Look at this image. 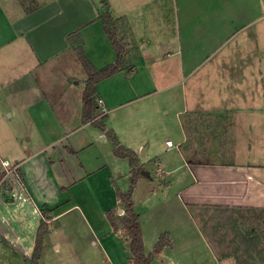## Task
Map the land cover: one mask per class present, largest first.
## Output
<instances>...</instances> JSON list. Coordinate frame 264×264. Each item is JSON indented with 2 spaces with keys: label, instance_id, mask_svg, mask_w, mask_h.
<instances>
[{
  "label": "crops",
  "instance_id": "obj_1",
  "mask_svg": "<svg viewBox=\"0 0 264 264\" xmlns=\"http://www.w3.org/2000/svg\"><path fill=\"white\" fill-rule=\"evenodd\" d=\"M260 2L0 0V178L17 166L0 188V264L30 262L42 221L49 232L40 264H68L59 261L68 252L76 264H89L81 247L105 264H133L127 235L107 216L125 208L117 188H133L153 264H240L215 250L196 210L264 209V154L229 150L244 133L260 145L250 130L264 128V104L253 103L264 95ZM107 12L118 39L125 38L124 61L96 84L97 107L86 121L84 91L78 101L70 85L77 76H87V84L79 48L97 69L116 62ZM208 61L213 66L204 68ZM164 94L176 102L180 140L172 147L161 135ZM203 129L209 132L201 141ZM111 132L136 153V166L116 154ZM218 135L228 142L215 141ZM161 237L166 244L155 251Z\"/></svg>",
  "mask_w": 264,
  "mask_h": 264
},
{
  "label": "rangeland",
  "instance_id": "obj_2",
  "mask_svg": "<svg viewBox=\"0 0 264 264\" xmlns=\"http://www.w3.org/2000/svg\"><path fill=\"white\" fill-rule=\"evenodd\" d=\"M261 3V8L264 10V4ZM264 12V11H263ZM262 14V13H261ZM260 22L262 26H260V37H261V48L264 46V17L261 16ZM110 28L115 32L116 28L112 22L109 24ZM116 33V32H115ZM117 35V34H116ZM118 38V37H117ZM122 41L125 40V38L121 39ZM124 46V45H123ZM247 49V44H245V50ZM261 56H264V51L261 50ZM246 57V56H244ZM244 62V59L242 60ZM213 66V61H208L206 64H204V68H210ZM62 67H59V69ZM264 68V65L263 67ZM260 71L262 74V69L260 65ZM56 68H54V71L49 72L47 75L49 78H52L55 75ZM40 75H38V81L42 82L44 81V76L46 74H42L39 72ZM228 76L231 77V74L233 76L234 73L232 72H226ZM85 78L87 76L79 77L77 76L73 80L74 85H70L72 87V90L74 92V98L76 95V99L79 101L80 95L85 89L86 82ZM223 79H225L223 77ZM79 82V83H77ZM228 83L233 86V81L231 79L228 80ZM246 84V82H243ZM212 87L216 88L215 80L211 81ZM41 87H43V83H41ZM259 89L264 92V78L262 77L260 83L258 84ZM211 87V88H212ZM220 87V85H219ZM226 85L222 82V88H225ZM46 86L44 87V89ZM213 88V89H214ZM220 88V89H222ZM231 88V87H227ZM48 89V88H46ZM61 91V90H59ZM53 90L48 89L47 94L53 96ZM168 94H164L161 96V100L165 101V111H164V118H167V125L166 128L163 129V132H161V135L163 137H169L171 138L173 142L176 143V139H179V134L177 129L179 128L176 123V118H175V112L173 110L174 108V103L171 101L174 100L172 97L166 98ZM73 98V97H72ZM225 98V97H223ZM229 99V103H241V98L235 99L234 102L230 101V97H226ZM243 99V98H242ZM253 103H259V104H264V95H260V97L253 98ZM228 101V100H227ZM257 101V102H256ZM227 103V102H225ZM80 106V105H79ZM79 106H75L76 108H79ZM167 110H170L171 113L167 114ZM6 116L9 115L8 113L5 114ZM205 115H214V114H205ZM211 120V119H207ZM211 121H206L205 123L203 121L200 122L201 125H204L207 128H210L212 125H210ZM10 126V125H9ZM263 127V126H262ZM3 129H9V127L6 125L3 127ZM263 130V132L261 131ZM203 138L201 141L205 140V136L208 134L209 130L203 129L202 130ZM211 134L215 135L217 134L218 130H210ZM235 134V130L231 131ZM250 133L254 135L256 138L257 136L260 137L261 139L258 140L260 145L257 144V141L254 139H249V137L243 134V136H239L238 140L234 137L233 139L235 142L238 141V144L236 145H230L229 150H233L234 152H237V154H243V153H250V154H255L258 152L260 155L264 154V128L258 129L254 127L253 129L250 130ZM235 136V135H234ZM252 137V136H250ZM227 141V137L224 136H216L215 141ZM251 145H248L249 142ZM222 142V143H223ZM226 143H223L222 146L225 147ZM212 147H215L213 145ZM226 148V147H225ZM175 150V148H174ZM227 150V149H226ZM230 152V151H228ZM252 152V153H251ZM244 154V155H246ZM165 156H169L168 154L165 153ZM233 156H230L229 158H232ZM125 160V159H122ZM2 172V170L0 171ZM2 173H5L3 171ZM118 176V173H117ZM7 184L6 180L4 181L3 186ZM121 185L124 184V179L121 178ZM2 188V187H1ZM5 188V187H3ZM121 189V188H120ZM121 199V198H120ZM122 200V199H121ZM125 206V205H124ZM125 208L121 209L120 211L117 210H112L113 211V216L117 222V225H120L121 218L123 217L122 212H124ZM197 217L200 219L202 222L203 226L205 229L208 231L209 236L211 238V245L215 248L217 252H220L221 254L224 253H232L237 259L240 258L241 260H244L246 264H264V209H251V208H246V209H237V208H223V207H202L198 208L196 210ZM49 229V226H47ZM83 232L84 229L80 228ZM86 237V235H85ZM163 238V241L165 242V238ZM162 241V242H163ZM80 250V251H79ZM44 251V249H43ZM73 251V250H71ZM76 252V251H74ZM78 253L82 254V257L86 259L89 264H105L103 261L102 256L95 252L88 250V248L81 247L78 249ZM69 255L65 254V257H59V261H62V258L64 261H67L68 264H76V260L72 258L71 253L68 252ZM43 255V252H42ZM60 254L59 256H61ZM231 255V254H229ZM77 256V255H76ZM61 258V259H60ZM91 260V262L89 261ZM74 261V262H73ZM239 261V259H238ZM56 262V259H55ZM106 262V261H105ZM55 264V263H54Z\"/></svg>",
  "mask_w": 264,
  "mask_h": 264
},
{
  "label": "trees",
  "instance_id": "obj_3",
  "mask_svg": "<svg viewBox=\"0 0 264 264\" xmlns=\"http://www.w3.org/2000/svg\"><path fill=\"white\" fill-rule=\"evenodd\" d=\"M102 18L104 21L105 30L107 34L118 50V58L116 62L111 63L107 67L103 69H97L92 64V62L87 58L85 52L83 51V48H79V59L85 66L88 73L87 84L83 94V98L85 102L84 117L86 121L87 120L89 121L93 118L94 110L97 107L96 84L101 79L108 77L113 73L117 72L118 70H120V68L123 66V61H124L123 60V52L125 51V48L123 46L124 43L122 40L117 38L116 33L109 26L110 22L112 21L111 15L107 12L103 14ZM100 126L102 129H105L107 127L104 121L100 123ZM111 136L115 144L116 154L119 156L129 157L131 165L133 167L136 166L138 164V158L136 156V153L133 150L121 145L117 137L113 135L112 132H111ZM138 173H140V169L138 170ZM136 177H137V173H134L132 176L133 180H136ZM132 191L133 188H130V190L127 192H123L120 188H117L118 196L123 200L125 204V210L123 217L121 218L120 225H117V222L113 216V211L108 210L107 216L113 224H115L117 227L122 228L123 232L127 235V238L130 243L129 246H130L131 262L133 264H153V253L147 254L145 251L143 232L140 222V214L135 209V203L132 198ZM47 226L48 224L45 221L41 222L37 234L35 250L28 264H40V259L44 249V239L46 234L49 232ZM162 241L163 238L161 237L160 241L155 245V251H159L166 244V241L165 242ZM238 259L240 264H246L244 260H241L240 258Z\"/></svg>",
  "mask_w": 264,
  "mask_h": 264
},
{
  "label": "built area",
  "instance_id": "obj_4",
  "mask_svg": "<svg viewBox=\"0 0 264 264\" xmlns=\"http://www.w3.org/2000/svg\"><path fill=\"white\" fill-rule=\"evenodd\" d=\"M103 101V99H99V102L101 103ZM105 111V110H104ZM168 146L172 147L174 145V142L172 140H168L167 141ZM3 165L6 167H10V161L8 159H5L2 161ZM17 170V166L16 165H12L10 169H7L6 174H3L0 178V188L3 187L4 181H5V176L7 175V173H11V172H15ZM122 214H124V212H122Z\"/></svg>",
  "mask_w": 264,
  "mask_h": 264
}]
</instances>
